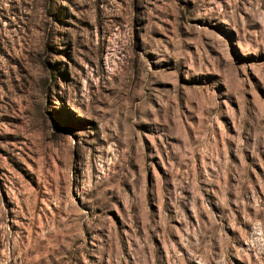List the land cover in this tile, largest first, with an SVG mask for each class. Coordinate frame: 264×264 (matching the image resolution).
Segmentation results:
<instances>
[{
  "label": "rangeland",
  "instance_id": "374dc122",
  "mask_svg": "<svg viewBox=\"0 0 264 264\" xmlns=\"http://www.w3.org/2000/svg\"><path fill=\"white\" fill-rule=\"evenodd\" d=\"M0 264H264V0H0Z\"/></svg>",
  "mask_w": 264,
  "mask_h": 264
}]
</instances>
